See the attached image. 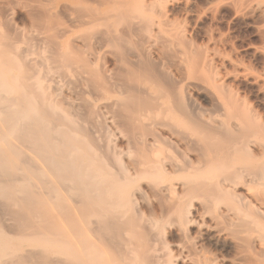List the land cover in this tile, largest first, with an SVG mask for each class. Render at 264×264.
Segmentation results:
<instances>
[{
    "label": "bare ground",
    "instance_id": "bare-ground-1",
    "mask_svg": "<svg viewBox=\"0 0 264 264\" xmlns=\"http://www.w3.org/2000/svg\"><path fill=\"white\" fill-rule=\"evenodd\" d=\"M169 2L0 0V206L45 224L0 264H264V123Z\"/></svg>",
    "mask_w": 264,
    "mask_h": 264
},
{
    "label": "rangeland",
    "instance_id": "rangeland-1",
    "mask_svg": "<svg viewBox=\"0 0 264 264\" xmlns=\"http://www.w3.org/2000/svg\"><path fill=\"white\" fill-rule=\"evenodd\" d=\"M169 1L168 15L178 29L180 43L195 49L200 60L206 54H215L209 70L211 77L222 85V96L235 101L239 110L251 112L264 123V15L251 14V5L245 0ZM196 102L208 111L215 109V104L206 95L198 96ZM14 206L4 203L0 206L4 218L12 219L10 225L13 227L18 225L14 224V219L21 224L26 222L24 229L21 228L23 232L33 231L32 223L36 230L45 225L37 221L32 204L25 205L27 208L23 205L21 212L20 206ZM25 212L32 222L25 217ZM27 223L31 229H25ZM10 225L6 230L14 232L17 228ZM2 227L0 223V229Z\"/></svg>",
    "mask_w": 264,
    "mask_h": 264
}]
</instances>
